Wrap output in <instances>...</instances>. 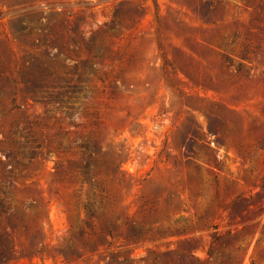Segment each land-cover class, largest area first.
Listing matches in <instances>:
<instances>
[{
	"label": "rangeland",
	"instance_id": "374dc122",
	"mask_svg": "<svg viewBox=\"0 0 264 264\" xmlns=\"http://www.w3.org/2000/svg\"><path fill=\"white\" fill-rule=\"evenodd\" d=\"M152 1L0 0L5 78L43 57L61 22L105 47L75 122L0 83V180L29 135L42 155L12 169L9 264H264V0H156V17ZM90 138L120 169L99 176L109 203L92 223L78 206ZM104 221L114 235L99 244ZM138 226L143 239L125 242Z\"/></svg>",
	"mask_w": 264,
	"mask_h": 264
},
{
	"label": "trees",
	"instance_id": "16d2710c",
	"mask_svg": "<svg viewBox=\"0 0 264 264\" xmlns=\"http://www.w3.org/2000/svg\"><path fill=\"white\" fill-rule=\"evenodd\" d=\"M245 1L247 2L249 0ZM152 5L156 17L158 8L157 1L153 0ZM258 9L264 11V4L262 3V5H259ZM124 18H127L128 22L133 21L131 17H127L122 14L121 11L115 14L113 20H119L120 22ZM99 39L100 38L96 37L92 31L85 32L77 26L68 29L67 25L61 22L49 29V37L46 42L47 46L44 56L34 59L24 70H18L16 72L17 79L13 77L9 79L5 78L0 71V83L2 81H4L3 83L5 85L10 83L14 88V92L16 91L17 85H20L23 91L37 102L44 105H55L58 111L70 113L69 119L75 122L80 116L79 110L81 105L88 99V97L83 94L85 84L90 82L93 78L103 82V78L97 77L98 70L103 61V52L105 49L102 39ZM76 57H79L80 60H76ZM67 63H73V68L70 70L67 69ZM60 65L62 67H60ZM239 67L241 66L239 65ZM4 92V86H0V96H2ZM79 96H81V98H79ZM14 98L15 94H13L12 101H14ZM25 142L24 146L19 145L18 147L19 150L22 149L21 151L16 153L9 152L6 157L7 163L1 167L0 218L4 217L10 209L7 195L9 194V190L13 187V166L19 165L18 160L31 164L42 156L41 153H38L41 148L40 145L31 135L27 137ZM97 146V142L92 138L79 145L82 153H87L88 156L85 160L83 171L79 174L81 176L80 182L83 200L78 206L83 210L89 223L94 221V215L97 211H101V215H103V211L109 203L108 196L106 195L107 192L99 176L102 173L108 176V174L117 173L120 170L119 166H116L115 163L111 162L108 164L102 161L103 159L99 156ZM23 169L25 170V167H23ZM102 225L103 228L100 229L99 235H93L96 240L95 242L99 244L105 242L106 236L112 237L114 235L112 222L104 221ZM124 225L127 226L126 223ZM88 227L91 229L89 225ZM13 229L14 226L9 225V230L4 229L0 232V264H9L10 261L15 258L13 240L11 238ZM24 230L25 232L27 231L26 228ZM160 230L162 234H176L178 232L177 230L172 231L171 228L163 229L161 227ZM146 234L147 231H145L144 227L138 226L133 228L131 232L126 233L123 239L125 242L128 241L138 244ZM220 237L221 236L216 232L212 234L210 245L206 250L207 257L210 258L214 252H216ZM32 240H35V238H32ZM237 251L239 252V248ZM189 258L194 259V256L191 254ZM228 260H230V258H228ZM106 264L128 263L117 262L111 257V259L106 261Z\"/></svg>",
	"mask_w": 264,
	"mask_h": 264
}]
</instances>
